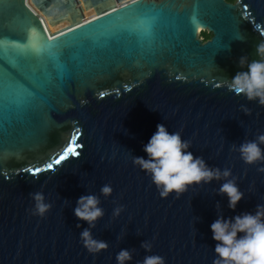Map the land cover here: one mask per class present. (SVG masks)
Segmentation results:
<instances>
[{"label":"water","instance_id":"obj_1","mask_svg":"<svg viewBox=\"0 0 264 264\" xmlns=\"http://www.w3.org/2000/svg\"><path fill=\"white\" fill-rule=\"evenodd\" d=\"M137 4L145 16L129 15ZM262 39L264 0H0V264H116L121 249H134L129 264L146 255L213 264L217 203L225 218L264 204V162L245 164L232 147L264 133V106L227 87L240 57L258 59ZM6 75L36 92L30 104L7 105ZM158 124L209 166L231 170L245 192L235 211L216 194L223 179L161 198L132 162L147 158ZM68 146L77 154L57 165ZM37 191L51 204L43 218L31 213ZM87 194L105 212L93 235L109 247L97 255L82 246L87 223L73 212Z\"/></svg>","mask_w":264,"mask_h":264},{"label":"clouds","instance_id":"obj_2","mask_svg":"<svg viewBox=\"0 0 264 264\" xmlns=\"http://www.w3.org/2000/svg\"><path fill=\"white\" fill-rule=\"evenodd\" d=\"M235 39L245 40L239 33ZM258 59L249 61L247 56L239 58L241 71L236 72L227 84L229 91L243 95L249 102L264 106V39L256 45ZM86 101H82V104ZM247 113V109H243ZM157 130L143 146L146 157L133 156L132 162L149 177L161 198L176 194L179 198L189 188L213 181L224 180L216 190L217 195L227 197V207L235 211L244 199L245 192L232 176L230 169L213 168L201 156L194 155L190 150L189 141L182 138L178 131L169 132L164 124H158ZM264 133L252 140H244L239 145L233 144V150L239 153L240 159L248 165L264 162ZM264 172V167L258 169ZM113 193L110 184L100 188V195L107 198ZM34 202L31 213L43 218L51 209L42 191L29 194ZM123 206L113 209V216L119 217ZM75 217L87 223L79 233L82 246L89 254L97 255L108 249V242L96 239L93 230L104 217L100 196L87 194L80 196L73 209ZM217 219L210 225L212 239L216 242L213 264H264V204H257L253 212L225 218L217 203ZM199 217H195L196 223ZM81 225L77 224V228ZM126 235V234H125ZM120 238V237H118ZM124 238V237H123ZM141 247L150 252L151 241H144ZM133 250L121 249L116 254V264H129L133 259ZM140 264H166L165 259L158 255H146Z\"/></svg>","mask_w":264,"mask_h":264},{"label":"snow or ice","instance_id":"obj_3","mask_svg":"<svg viewBox=\"0 0 264 264\" xmlns=\"http://www.w3.org/2000/svg\"><path fill=\"white\" fill-rule=\"evenodd\" d=\"M155 7V6H153ZM145 5L137 4L136 8L130 9L129 15L135 18L143 17L146 15L145 12ZM196 9L192 10V15L190 20L193 22L198 21V15L199 13L195 11ZM198 28V27H197ZM196 28V30H197ZM49 56L52 58L57 57V53L54 51L49 52ZM103 95V93H101ZM36 96V92L34 90H30L29 88H26L19 84L13 77L5 76L4 83H3V97L7 103V105L11 107H17L20 105H27L30 104L33 100V98ZM78 137L74 134L72 138V142L70 144H74L75 140ZM67 154H77V150L74 146H68L64 149V153L60 155V157L55 161V163L58 165L61 163L62 160L66 158ZM47 168L50 170L53 168V164L49 163L47 165ZM27 171H33L32 169H28ZM40 169L37 168L35 172H39Z\"/></svg>","mask_w":264,"mask_h":264},{"label":"flooded vegetation","instance_id":"obj_4","mask_svg":"<svg viewBox=\"0 0 264 264\" xmlns=\"http://www.w3.org/2000/svg\"><path fill=\"white\" fill-rule=\"evenodd\" d=\"M226 1V3H228V4H232V5H234L235 3H236V0H225ZM208 34V33H207ZM210 35V38L208 39V40H206V41H209V40H211V38H212V34H209ZM205 41V40H204ZM205 41V42H206Z\"/></svg>","mask_w":264,"mask_h":264},{"label":"trees","instance_id":"obj_5","mask_svg":"<svg viewBox=\"0 0 264 264\" xmlns=\"http://www.w3.org/2000/svg\"><path fill=\"white\" fill-rule=\"evenodd\" d=\"M201 37L206 41L210 38V35L204 32L201 34Z\"/></svg>","mask_w":264,"mask_h":264},{"label":"bare ground","instance_id":"obj_6","mask_svg":"<svg viewBox=\"0 0 264 264\" xmlns=\"http://www.w3.org/2000/svg\"><path fill=\"white\" fill-rule=\"evenodd\" d=\"M56 6H58V3H55ZM66 4H63V6H65Z\"/></svg>","mask_w":264,"mask_h":264}]
</instances>
